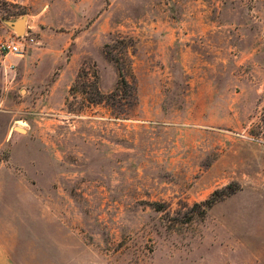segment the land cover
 <instances>
[{
  "label": "rangeland",
  "instance_id": "obj_1",
  "mask_svg": "<svg viewBox=\"0 0 264 264\" xmlns=\"http://www.w3.org/2000/svg\"><path fill=\"white\" fill-rule=\"evenodd\" d=\"M26 33L0 226L33 264H264V0H0V44ZM81 68L105 102L69 93Z\"/></svg>",
  "mask_w": 264,
  "mask_h": 264
},
{
  "label": "trees",
  "instance_id": "obj_2",
  "mask_svg": "<svg viewBox=\"0 0 264 264\" xmlns=\"http://www.w3.org/2000/svg\"><path fill=\"white\" fill-rule=\"evenodd\" d=\"M117 81L111 97L117 95L120 90L129 88L128 83L122 77L121 71L116 68ZM133 90V88H132ZM84 96V103L87 106L101 104L105 102L106 97L102 95L97 88V77L95 72H86L85 69L81 68L77 74L75 84L69 89V93L73 94L74 92H79ZM131 91V88H130ZM133 92V91H132ZM236 188L232 185L226 186L224 189L219 191H213L209 197L201 202L200 204H194L193 207H202L200 212H203L207 209H210L216 202L222 198L231 195L234 193Z\"/></svg>",
  "mask_w": 264,
  "mask_h": 264
},
{
  "label": "crops",
  "instance_id": "obj_3",
  "mask_svg": "<svg viewBox=\"0 0 264 264\" xmlns=\"http://www.w3.org/2000/svg\"><path fill=\"white\" fill-rule=\"evenodd\" d=\"M13 228L0 226V264H33V258L25 254V246L19 243Z\"/></svg>",
  "mask_w": 264,
  "mask_h": 264
},
{
  "label": "built area",
  "instance_id": "obj_4",
  "mask_svg": "<svg viewBox=\"0 0 264 264\" xmlns=\"http://www.w3.org/2000/svg\"><path fill=\"white\" fill-rule=\"evenodd\" d=\"M28 34L23 36L15 35L12 40H7L0 44V54L4 57L23 55L28 48V43H33V39H27Z\"/></svg>",
  "mask_w": 264,
  "mask_h": 264
},
{
  "label": "water",
  "instance_id": "obj_5",
  "mask_svg": "<svg viewBox=\"0 0 264 264\" xmlns=\"http://www.w3.org/2000/svg\"><path fill=\"white\" fill-rule=\"evenodd\" d=\"M24 23H25V18H22L17 22H15L14 24H12V27L14 28V30L20 33L24 30Z\"/></svg>",
  "mask_w": 264,
  "mask_h": 264
}]
</instances>
